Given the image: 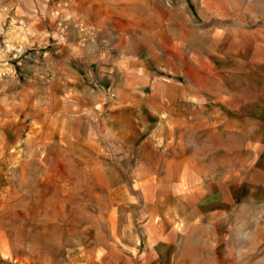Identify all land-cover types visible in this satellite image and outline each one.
<instances>
[{
  "label": "rangeland",
  "instance_id": "obj_1",
  "mask_svg": "<svg viewBox=\"0 0 264 264\" xmlns=\"http://www.w3.org/2000/svg\"><path fill=\"white\" fill-rule=\"evenodd\" d=\"M240 26H264V0H0V264H264V197L216 210L172 184L140 196L138 158L199 177L226 169L222 143L190 127L139 149L86 65L110 31L137 28L165 57Z\"/></svg>",
  "mask_w": 264,
  "mask_h": 264
},
{
  "label": "crops",
  "instance_id": "obj_2",
  "mask_svg": "<svg viewBox=\"0 0 264 264\" xmlns=\"http://www.w3.org/2000/svg\"><path fill=\"white\" fill-rule=\"evenodd\" d=\"M122 17L127 15L117 19ZM141 19L129 15V22ZM115 31L102 35L101 43L87 42L86 65L92 68L87 73L105 96L113 118L128 122L127 133L144 136L139 149L144 146L146 151L163 136L168 139L198 127L227 151L224 171L203 170L205 175L201 171L199 177L185 162L178 176L173 167L180 160L173 155L161 178L156 163L147 166L143 157L138 158L145 169L136 182L147 192L140 196L155 198L159 185L172 184V195L197 198L204 208L216 210L264 197V26L226 27L208 48L206 39L194 47L189 37L173 40L174 51L165 57L155 55L137 28ZM240 149L246 152L241 158ZM170 223L164 220L163 225L169 228Z\"/></svg>",
  "mask_w": 264,
  "mask_h": 264
}]
</instances>
